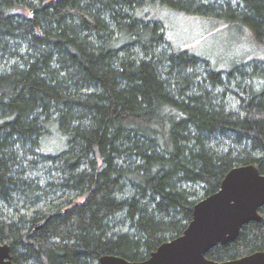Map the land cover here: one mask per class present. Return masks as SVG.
<instances>
[{"label":"trees","instance_id":"trees-1","mask_svg":"<svg viewBox=\"0 0 264 264\" xmlns=\"http://www.w3.org/2000/svg\"><path fill=\"white\" fill-rule=\"evenodd\" d=\"M157 9L218 24L221 52L176 44ZM245 165L264 175V0H0V243L14 264L146 260ZM259 214L206 258L264 251Z\"/></svg>","mask_w":264,"mask_h":264},{"label":"water","instance_id":"water-1","mask_svg":"<svg viewBox=\"0 0 264 264\" xmlns=\"http://www.w3.org/2000/svg\"><path fill=\"white\" fill-rule=\"evenodd\" d=\"M264 206V175L254 165L232 168L219 189L199 200L183 233L161 244L146 260L132 262L102 256L98 264H264V251L217 262L206 258L218 245L233 242L241 228L260 222ZM0 264H14L7 243H0Z\"/></svg>","mask_w":264,"mask_h":264},{"label":"rangeland","instance_id":"rangeland-1","mask_svg":"<svg viewBox=\"0 0 264 264\" xmlns=\"http://www.w3.org/2000/svg\"><path fill=\"white\" fill-rule=\"evenodd\" d=\"M153 17L157 20H161L164 23L170 24L171 31L169 36L177 43H179L183 48H187L196 55H203L208 57L216 58L221 52V46L223 47L225 41L222 28L220 29L218 24L205 23L201 19L195 18H172L169 12H165L162 9L154 10ZM184 19L182 22L181 20ZM177 25L173 26L174 22ZM188 20V21H187ZM232 40L236 38L234 35L229 36ZM230 40V39H229ZM220 47V48H219ZM221 55V54H220ZM219 57V56H218ZM201 70H206L205 63L201 62ZM45 148L49 151H55L60 148L58 141L54 138L48 143H45ZM53 199H56L55 197ZM80 200V199H78ZM28 207L22 208L21 210L27 215L31 213L32 208Z\"/></svg>","mask_w":264,"mask_h":264},{"label":"bare ground","instance_id":"bare-ground-1","mask_svg":"<svg viewBox=\"0 0 264 264\" xmlns=\"http://www.w3.org/2000/svg\"><path fill=\"white\" fill-rule=\"evenodd\" d=\"M227 174V173H226Z\"/></svg>","mask_w":264,"mask_h":264},{"label":"flooded vegetation","instance_id":"flooded-vegetation-1","mask_svg":"<svg viewBox=\"0 0 264 264\" xmlns=\"http://www.w3.org/2000/svg\"><path fill=\"white\" fill-rule=\"evenodd\" d=\"M217 247V246H216Z\"/></svg>","mask_w":264,"mask_h":264}]
</instances>
